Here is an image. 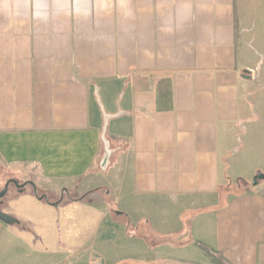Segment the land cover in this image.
Returning <instances> with one entry per match:
<instances>
[{
  "label": "crops",
  "instance_id": "obj_1",
  "mask_svg": "<svg viewBox=\"0 0 264 264\" xmlns=\"http://www.w3.org/2000/svg\"><path fill=\"white\" fill-rule=\"evenodd\" d=\"M255 64L236 0H0V264H264Z\"/></svg>",
  "mask_w": 264,
  "mask_h": 264
},
{
  "label": "rangeland",
  "instance_id": "obj_2",
  "mask_svg": "<svg viewBox=\"0 0 264 264\" xmlns=\"http://www.w3.org/2000/svg\"><path fill=\"white\" fill-rule=\"evenodd\" d=\"M236 2L241 35L250 44L254 62H256V72L264 82V0H236ZM254 100L255 102L264 101V92L261 95H255ZM9 180L12 179H7V181ZM14 188L15 185L9 183L8 190L11 191ZM241 189L240 187L239 189H233V191L236 192ZM139 234H142V238L147 244L155 242L152 241L153 237L150 236L148 230L142 229V233Z\"/></svg>",
  "mask_w": 264,
  "mask_h": 264
},
{
  "label": "water",
  "instance_id": "obj_3",
  "mask_svg": "<svg viewBox=\"0 0 264 264\" xmlns=\"http://www.w3.org/2000/svg\"><path fill=\"white\" fill-rule=\"evenodd\" d=\"M248 71H244V74H246ZM245 77H249L248 75H244ZM259 180H264V173H257L256 175H254L251 179V184L253 186H255L257 184V182ZM9 182L13 183L18 189L19 191H22L23 187L25 186V183H18L16 180L12 179V180H9L5 183V185L3 186L2 189H0V203H1V200L2 198L6 195L7 193V189H8V184ZM29 184L31 185L32 187V190H33V193L35 195H37V191H36V186L33 182L29 181ZM38 199L42 200V199H47V195L46 194H43L41 196H38ZM52 205L56 206L58 205V202L55 201V202H52L51 203ZM0 221H2L3 223L5 224H8V225H14V224H19V220L17 218H15L13 215H10L8 213H5L3 212L1 209H0Z\"/></svg>",
  "mask_w": 264,
  "mask_h": 264
},
{
  "label": "trees",
  "instance_id": "obj_4",
  "mask_svg": "<svg viewBox=\"0 0 264 264\" xmlns=\"http://www.w3.org/2000/svg\"><path fill=\"white\" fill-rule=\"evenodd\" d=\"M242 188L241 190L239 191H236L234 192L233 189H239V188ZM251 186H249V183L247 180L245 179H241V178H238L234 181H231L229 179V177H227V183L225 185H221L217 188V192L219 193V195H221V197H224L227 193H232V194H241V193H244V192H247L249 189H250ZM37 191V195H35L37 198L38 196H41L45 193L43 192H40L38 189L36 190ZM90 194V192L84 194V195H79L77 197H71L70 199L72 201L74 200H84V199H87V196ZM42 200H45V199H42ZM46 202H50L48 196H47V199L45 200ZM19 225L21 226H24L21 222H19ZM130 228H128L129 230Z\"/></svg>",
  "mask_w": 264,
  "mask_h": 264
},
{
  "label": "flooded vegetation",
  "instance_id": "obj_5",
  "mask_svg": "<svg viewBox=\"0 0 264 264\" xmlns=\"http://www.w3.org/2000/svg\"><path fill=\"white\" fill-rule=\"evenodd\" d=\"M9 183H11V182H9Z\"/></svg>",
  "mask_w": 264,
  "mask_h": 264
}]
</instances>
